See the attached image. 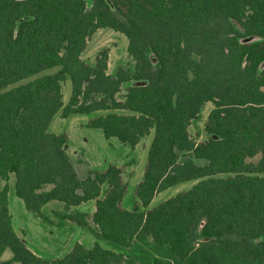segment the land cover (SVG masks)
Returning <instances> with one entry per match:
<instances>
[{
	"label": "trees",
	"instance_id": "1",
	"mask_svg": "<svg viewBox=\"0 0 264 264\" xmlns=\"http://www.w3.org/2000/svg\"><path fill=\"white\" fill-rule=\"evenodd\" d=\"M99 28L126 37L131 70L107 73L105 51L93 65L81 59ZM252 37L259 39L246 40ZM263 63L264 0H91L89 7L86 0H0V264H264ZM130 80L141 83L119 101ZM206 102L207 138L195 141L188 128ZM109 110L128 114L88 122L106 138L134 146L153 129L135 189L142 207L163 189L197 182L140 210L122 207L126 186L114 164L80 178L65 136L49 124L59 111ZM9 174L26 210L45 219L41 208L60 202L61 220L88 228L87 214L73 207L93 200L97 240L123 250L145 243L153 255L135 257L98 241L75 242L57 258L36 255L13 228ZM6 249L11 257L3 260Z\"/></svg>",
	"mask_w": 264,
	"mask_h": 264
},
{
	"label": "rangeland",
	"instance_id": "2",
	"mask_svg": "<svg viewBox=\"0 0 264 264\" xmlns=\"http://www.w3.org/2000/svg\"><path fill=\"white\" fill-rule=\"evenodd\" d=\"M86 4L89 7L91 0H86ZM258 39L257 37H252L246 40L255 41ZM103 51L107 53V73L110 75L113 76L121 68L124 70L132 69L134 62L127 52V39L122 33L110 28L96 29L87 38L85 48L81 53V59L93 65L95 58ZM262 66H264V63ZM58 69L59 67H54L44 70L22 82L37 76L55 73ZM139 83L141 81L130 80L124 82L116 95L117 99L123 101L127 88ZM70 91V81L68 78H65L61 81L62 101L64 104L68 102ZM211 108L212 103L206 102L188 128L190 137L195 141H203L207 138L203 126ZM108 112L128 114L122 110H109L97 111L90 114H71L64 117L61 111H59L54 115L49 124L50 132L65 136L64 150L80 178H85L94 170L102 171L107 165L114 164L120 169L122 181L126 186L121 204L122 207L132 209L137 206L140 210L152 208L167 198L189 189L197 182V180L180 182L163 189L154 195L147 208L142 207L136 197L135 189L142 179L147 150L153 136V129L142 136L134 146L122 143L114 137L106 138L101 130L89 127L88 122ZM184 156L196 164L204 163L203 160L196 159L191 153H186ZM257 158L255 157L253 160L256 161ZM180 159L183 160L182 155ZM4 182L0 178V190ZM7 182L8 208L13 228L25 245L40 257L50 259L61 257L71 249L75 242L90 247L95 241H98L104 248L129 253L135 257L149 256L154 253L151 246L145 243H136L131 249L123 250L117 249L103 240H97L94 234L98 231V228L91 220L95 210L93 200L73 207V209L85 212L88 216L89 227L83 228L73 222L59 218L57 213L63 210V204L60 202L52 201L41 208V214L45 219L26 210L23 202L14 194L13 174H9ZM106 189L107 186L104 185L101 196L104 195ZM10 257L11 252L8 249L4 250L1 259L5 260ZM13 264L19 263L13 262Z\"/></svg>",
	"mask_w": 264,
	"mask_h": 264
},
{
	"label": "crops",
	"instance_id": "3",
	"mask_svg": "<svg viewBox=\"0 0 264 264\" xmlns=\"http://www.w3.org/2000/svg\"><path fill=\"white\" fill-rule=\"evenodd\" d=\"M25 208V207H24ZM9 209V208H8Z\"/></svg>",
	"mask_w": 264,
	"mask_h": 264
}]
</instances>
